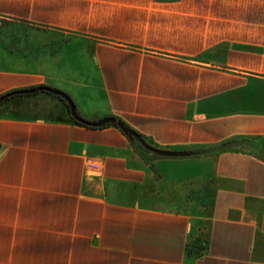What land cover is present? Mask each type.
Instances as JSON below:
<instances>
[{"label": "crops", "instance_id": "obj_1", "mask_svg": "<svg viewBox=\"0 0 264 264\" xmlns=\"http://www.w3.org/2000/svg\"><path fill=\"white\" fill-rule=\"evenodd\" d=\"M1 24L41 32H0V96L178 155L3 102L0 264H264V161L180 154L264 139V0H0Z\"/></svg>", "mask_w": 264, "mask_h": 264}, {"label": "rangeland", "instance_id": "obj_2", "mask_svg": "<svg viewBox=\"0 0 264 264\" xmlns=\"http://www.w3.org/2000/svg\"><path fill=\"white\" fill-rule=\"evenodd\" d=\"M231 13H236L238 12V10H230ZM0 32H14V33H22V32H29V33H35L38 34L41 32V30L38 29H34V28H26V27H20L18 30L16 28H11L10 26H8L7 24H1L0 25ZM56 39V40H55ZM4 42L3 40H0V43ZM8 42V41H7ZM52 45L55 44L56 45V49H60L62 51V54L65 55H70L68 57V59H73L74 58V53L72 52V50L78 49L79 47L78 45V40L75 37H71V36H66V35H55L54 37H52V40L49 41ZM10 43V42H8ZM31 43H33L31 41ZM35 46L37 44V41L34 42ZM34 46V48H35ZM31 47L33 48V45H31ZM70 50V52H69ZM137 142V141H135ZM235 146H239L241 148H244L245 150H247L250 154L258 157L259 159L264 161V139L263 140H252V141H240L237 140L235 143ZM221 146H217L214 148H204V149H196V150H190L188 152H184V153H180L183 154L185 156H198V155H210V154H215L219 149H221ZM174 154H177L176 152H171ZM173 157V156H172ZM198 253V251H196Z\"/></svg>", "mask_w": 264, "mask_h": 264}, {"label": "trees", "instance_id": "obj_3", "mask_svg": "<svg viewBox=\"0 0 264 264\" xmlns=\"http://www.w3.org/2000/svg\"><path fill=\"white\" fill-rule=\"evenodd\" d=\"M41 87L31 88V89H27V90H36V89L41 88ZM27 90L14 91V92H10V93H7V94H4V95L0 96V105L3 102L7 101L8 99L12 98V97H16V96H19V95H24V94H21L20 92L27 91ZM57 97L60 98L66 104V106L68 108V111H69V114H70L69 104L66 102V100L63 99V98H61L60 96H57ZM67 98L69 99L68 96H67ZM75 114H76L77 119H75L74 117H72V119H73V121L76 124H78L80 126H83V127H86V128H93V129H102V128H106V127L113 126V127L117 128V129H119L129 140H131V141H137L146 150H148V151H150L152 153H155V154L164 153V152H161L159 150H156V149L152 148L151 146H149L148 144H146V142L144 141V138L141 135H139L137 132H135L127 124H125L123 121H121L117 117L110 116V117L104 119L105 121H107L104 125H101L99 127H92V126H90L88 124V123H91V122L82 119L81 117H79L77 115L76 112H75ZM235 143H236V140H232V141L225 142V143L221 144L220 146L222 148L219 149L218 152H221V151H224L226 149L231 148L232 146L235 145ZM165 153H169V152H165Z\"/></svg>", "mask_w": 264, "mask_h": 264}, {"label": "water", "instance_id": "obj_4", "mask_svg": "<svg viewBox=\"0 0 264 264\" xmlns=\"http://www.w3.org/2000/svg\"><path fill=\"white\" fill-rule=\"evenodd\" d=\"M37 92H48V93H52L54 95H57V96H60L61 98L65 99L66 102L69 104V109H70V114L72 117H74L75 119H77L76 117V114H75V108L72 104V102L67 98V96L59 91H56L54 89H50V88H47V87H41V88H38L36 90H27V91H22L20 92L21 94H24V95H30V94H34V93H37ZM107 121L105 120H102V121H99V122H91V123H88L90 126L92 127H99L101 125H104ZM163 152V151H161ZM157 155H160V156H169V157H172V156H177V154H174V153H159Z\"/></svg>", "mask_w": 264, "mask_h": 264}]
</instances>
